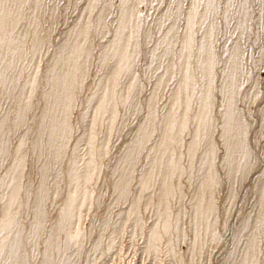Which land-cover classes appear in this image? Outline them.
I'll use <instances>...</instances> for the list:
<instances>
[{"label": "bare ground", "instance_id": "6f19581e", "mask_svg": "<svg viewBox=\"0 0 264 264\" xmlns=\"http://www.w3.org/2000/svg\"><path fill=\"white\" fill-rule=\"evenodd\" d=\"M250 21L264 0H0V264H264Z\"/></svg>", "mask_w": 264, "mask_h": 264}, {"label": "rangeland", "instance_id": "374dc122", "mask_svg": "<svg viewBox=\"0 0 264 264\" xmlns=\"http://www.w3.org/2000/svg\"><path fill=\"white\" fill-rule=\"evenodd\" d=\"M141 9L142 10H146V7L145 5H141ZM257 11H254L253 12V16H255L257 13ZM239 17V15H235L233 16V20L231 21V24L228 25V29H229V32H227L226 36L224 38H219L217 39L216 38V45L219 46L220 44H223L224 47L226 48H230V46L232 45L234 39H235V36L232 35V28H230L231 26H233L237 20V18ZM251 25L247 26V29L249 31V34L246 33L245 35H242L241 36V43L243 44V52L244 53H248V52H254V48L256 46H252V40L255 38V40H258V42L261 44L263 50H264V32H260L259 35H255L252 31L256 30L259 26L258 25H255L253 22H249ZM161 31V30H160ZM243 63H244V67L248 68L246 69V78H245V81H244V85H243V90H247L251 87V81H253L254 78H256L258 76V80L260 82L264 81V66L262 69H260V71H257L255 68H250L249 69V65L253 63L254 61V54L248 57H246L245 55L243 56ZM182 249H185V246L182 245Z\"/></svg>", "mask_w": 264, "mask_h": 264}]
</instances>
